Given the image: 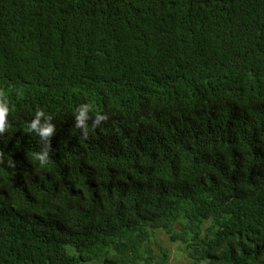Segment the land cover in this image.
Here are the masks:
<instances>
[{
  "label": "trees",
  "instance_id": "obj_1",
  "mask_svg": "<svg viewBox=\"0 0 264 264\" xmlns=\"http://www.w3.org/2000/svg\"><path fill=\"white\" fill-rule=\"evenodd\" d=\"M0 101V264H264V0H0Z\"/></svg>",
  "mask_w": 264,
  "mask_h": 264
},
{
  "label": "clouds",
  "instance_id": "obj_2",
  "mask_svg": "<svg viewBox=\"0 0 264 264\" xmlns=\"http://www.w3.org/2000/svg\"><path fill=\"white\" fill-rule=\"evenodd\" d=\"M91 107L88 104L81 105L76 114V127L81 128L84 134L87 135L88 131V121L91 119L89 113L91 112ZM9 113V106L6 102L0 101V134L4 133L7 127L6 120ZM43 117L44 122H41ZM107 119L106 116L97 114L95 120L93 121V126L98 125L101 121ZM51 117L45 116L43 112H37L35 118L30 123V128L37 132V134L44 140H48L54 135L55 126L50 123ZM48 147H45L43 151L36 154V159L39 160L41 165L45 164L48 159Z\"/></svg>",
  "mask_w": 264,
  "mask_h": 264
},
{
  "label": "rangeland",
  "instance_id": "obj_3",
  "mask_svg": "<svg viewBox=\"0 0 264 264\" xmlns=\"http://www.w3.org/2000/svg\"><path fill=\"white\" fill-rule=\"evenodd\" d=\"M155 239L159 241L162 246L169 251V260L166 262V264H183L188 259V257H186V254L182 252L181 248H179V245H173L168 241V238L165 233L160 232ZM155 239L152 240L151 246L155 250V255H158L159 250L154 242Z\"/></svg>",
  "mask_w": 264,
  "mask_h": 264
}]
</instances>
